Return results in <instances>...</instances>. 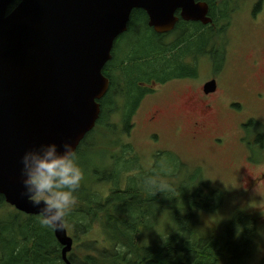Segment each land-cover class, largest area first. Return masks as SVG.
<instances>
[{"label":"trees","instance_id":"1","mask_svg":"<svg viewBox=\"0 0 264 264\" xmlns=\"http://www.w3.org/2000/svg\"><path fill=\"white\" fill-rule=\"evenodd\" d=\"M203 1L208 3L209 15L213 23H217V27L220 23L218 21L229 18L227 4L231 0ZM11 8L12 5L8 9ZM136 20L140 27L145 25L147 27V16L142 10L132 11L128 24L130 29L135 27ZM195 25L198 28H192L196 33L198 29L206 27L199 22ZM148 30L153 32L149 27ZM206 33L210 34V44L220 37L211 27H207ZM123 37L117 39L114 49L122 44ZM145 41H150L151 44L143 47V57L139 62L145 66L158 64L161 60L155 56L158 49L154 38ZM134 50H137L136 46ZM120 67L129 70L132 66L127 65L125 57L121 60ZM161 69L163 78L170 77L167 65H162ZM104 74L109 75L107 65ZM112 85L120 88L125 100L123 105L118 102L114 107L116 109L131 107V110H128L129 116L122 113L121 116L117 115L118 110L109 114L106 99L101 118L89 132L92 133L91 135L95 133V140L96 138L103 140L104 146H98L96 141H92L93 139L87 140L88 133L76 151L78 156L84 155L89 158V162L84 164L82 170V172L86 171V175L92 173L90 162L91 157H95L93 149L96 153L97 150H102L101 159L105 155H108L106 158L114 156L113 169L104 173L103 171L99 173V168L103 170L104 166L98 165L94 169L96 177L97 173L109 175L114 184H110V181L106 183L107 194L94 195L82 184L75 193L76 202L65 218V224L72 225L73 234L79 242L75 249L78 257L71 259V263L248 264V257L257 236V227L264 217L261 215L263 211L258 208L238 211L222 230L223 232L215 229L214 224L208 222L205 217L221 206L222 194L216 189L205 187L201 180L202 174L199 177L196 171L201 170L200 168L188 170L187 167H181L179 163L174 162L175 156L172 162L166 164L161 158L170 153L167 150L158 152L144 163H138L135 156H128L131 152L130 144L122 142V139L128 135L124 133L131 128L134 115V107L130 105L133 100L130 97L134 85L131 84L129 76L125 77L121 84H118L113 77ZM112 119L115 121L113 122ZM116 123L119 130H115ZM251 124V131L254 130L255 134L251 140H248L247 147L251 153L249 158L254 159L257 155L256 146L259 147L258 152L264 150V126L256 121H251ZM251 145H255L252 148L253 152L249 149ZM260 156V158L264 157L261 154ZM138 164H144V167L142 166L144 169ZM125 175L126 178L123 177ZM148 176H158L166 181L169 185L168 190L153 195L143 186V179ZM123 180L126 181L124 189L120 187ZM4 205V198L0 195V206ZM256 211L260 213V218L256 215ZM164 213H167L171 220V232L161 237L159 242L142 243L140 232L144 233L143 229L147 228V217L152 216L156 219ZM197 222L206 229L204 234L197 233L195 228ZM40 224L37 216L24 214L15 209L10 212L4 221L0 222V264H58V261L62 264L60 257L56 256L58 244L50 228L46 226L42 228ZM238 228L239 234H237ZM88 230L92 234L85 238L84 235ZM102 231L109 240L107 243L94 240L103 238ZM253 264H264V256Z\"/></svg>","mask_w":264,"mask_h":264},{"label":"water","instance_id":"2","mask_svg":"<svg viewBox=\"0 0 264 264\" xmlns=\"http://www.w3.org/2000/svg\"><path fill=\"white\" fill-rule=\"evenodd\" d=\"M134 9L159 33L174 27L177 10L186 21H212L203 0H0V195L16 209H40L22 195L24 151L64 141L76 149L98 121L109 86L103 68ZM203 89L214 91L215 80ZM54 234L71 264L64 225Z\"/></svg>","mask_w":264,"mask_h":264},{"label":"rangeland","instance_id":"3","mask_svg":"<svg viewBox=\"0 0 264 264\" xmlns=\"http://www.w3.org/2000/svg\"><path fill=\"white\" fill-rule=\"evenodd\" d=\"M260 1L231 0L227 4V12H230L229 18L226 20L230 22L227 32V39H229L230 44L227 43V45L230 53H233L231 46L238 48V72L236 67L227 64L222 72V75L227 78V94L217 92L215 95L223 99V103H226V100L231 98V94L236 91L235 87L229 82L241 81L237 89L240 96L235 95L238 97V102L233 101L229 108V110L232 108L234 112L228 110V112L218 117L216 115L218 114V108L213 107L216 111L214 117L204 116L202 119L206 126L198 129L195 136L203 131L202 134L197 139L191 138L193 122L201 116V113H198V108L201 107L203 102L199 98L200 86L206 80H209L213 70V67L206 60L201 59L208 66L199 70L198 77L191 81L185 89L174 91L166 96L161 104L162 111L160 114L154 113L152 115L157 104L148 99L141 110L132 118L129 135L122 139V142L130 144L131 152L128 156H135L138 163H144L152 159L158 153H156L157 150H167L170 153L161 158V161L166 164L172 162L175 156L174 162L179 163L181 167H187L188 170L196 167L200 168L201 170L196 171L199 173V177L202 174L203 179L201 177V180L205 187L216 189L222 194L221 206L217 211L205 217L220 232H223L222 230L226 228L233 215L238 211L258 208L263 211L261 215H264V157L260 158V154L264 156V150L258 152L259 147L256 146L255 153L257 155L253 162L252 158L249 160L250 153L247 147L248 140H251L255 134L254 130L251 131V120L264 126V101H260L262 93L259 94L258 92L260 90L264 93V4L260 11L262 14L257 15L259 18H253L256 13H259ZM253 9H256V13ZM182 21L185 22L184 19ZM191 27L198 28L195 24ZM130 34H136L141 39L132 41ZM124 35L125 43L135 42L137 51L142 52L143 47L151 44L150 41L145 40L150 39L153 32L149 31L146 25L140 27L136 20L135 27H131L130 31L124 33ZM221 39L223 43L226 42L223 35H221ZM219 42L220 37L215 39L211 45L216 44L215 49H218L217 44ZM127 50L128 46L126 45L123 48V53ZM129 51L130 49L126 53V62ZM257 52H262V54L260 56L253 55ZM253 59L258 61L256 67L253 64ZM221 88H224L223 82ZM120 93L123 92L120 90ZM155 95L156 93L149 97ZM189 98H192V102L189 101ZM119 103L123 105L125 100L120 99ZM242 124L244 125L242 126ZM97 129L99 130V128ZM119 129L116 123L115 130ZM91 134H88L87 140L93 139L92 141H96L98 146H104L103 140L99 138L95 140V133ZM154 135L157 137H154ZM254 146L251 145L249 149L252 150ZM93 151L95 157H91L92 161L90 162L92 173L86 175V171H84L81 184L87 186L94 195L107 194L108 184L106 183H109L108 181L111 182L110 184L114 183L109 175L103 173L112 169L114 161L109 157L106 158L108 155L102 156L104 158L101 159L102 150L100 149L97 150V153L94 149ZM78 157L80 167L83 170V166L89 162V158L84 155ZM98 165L104 167L103 170L99 168V173L101 171L103 173H97L96 177L94 169ZM138 165L144 169V164ZM123 177L126 178L127 175ZM125 184L126 181L123 180L120 187L124 189ZM13 210L14 208L9 205L0 206V220L4 219ZM256 213L260 218V213L257 211ZM146 223L147 228L143 229L145 232H140L141 242L145 244L159 242L161 237L172 230L171 220L167 213L161 214L156 219L148 216ZM40 225L43 228V225ZM201 225L197 222L195 228L197 233L204 234L206 229L202 228ZM68 227L73 234L72 225H68ZM261 233H264V217L257 227V236L248 257V264L258 262L264 256V235H261ZM90 234L92 232L88 230L84 237L86 238ZM102 235V239L94 240L107 243L109 240L103 231Z\"/></svg>","mask_w":264,"mask_h":264},{"label":"flooded vegetation","instance_id":"4","mask_svg":"<svg viewBox=\"0 0 264 264\" xmlns=\"http://www.w3.org/2000/svg\"><path fill=\"white\" fill-rule=\"evenodd\" d=\"M259 4V13H256V9H253V11L256 13V15L253 16L254 19L259 18L257 17L258 14H262V12L260 11L264 4V0H261ZM175 14L176 16H178V20L175 22V25L171 30L159 33L155 32L151 28V30L153 31V37L151 38H154L158 49L155 52V56L161 60L158 64L145 66L144 64L139 62V60L143 57V52L134 50L135 45L137 44L135 42L125 43V37H123L124 33L130 31L129 26L126 29V32L118 36V38L120 39L123 37V42L120 46L117 47V49H114L118 38L116 39L111 50V58L106 64L109 75L105 76L109 79V88L107 93L99 100L101 108L99 119L101 118L102 111L106 106V99L108 101L107 107L109 114L110 112L118 110L117 115L122 113V115L129 116L128 110L130 111L131 107H129V109L123 107H119V109H116L114 107V105L118 104L119 102L117 100L123 99V93H120V88L118 86L113 87V77L118 84H121L123 79L129 76L131 84L134 85L130 97L133 98L130 103V105L134 107L133 117L141 110L142 106L147 102L148 99H151V102L157 104L152 115L154 113L160 114L162 111L161 104L163 103L166 96L170 95L174 91L185 89L187 85H190L191 81L198 77L197 75L199 70H201L203 67L208 66L206 63L202 62L201 59L206 60L213 67L212 74L209 76V80H215L216 89L212 92L205 93L203 89L204 83L200 86L199 98L203 102L201 107L198 108V113H201V116L198 120H195L193 122V134L191 135V138L197 139L202 134L203 131L195 136L198 129L206 126L202 118L204 116H212V118L214 117L216 111L215 109H213V107L218 108V114L216 115L219 117L221 116V114H225L226 112H228L230 104H232L233 101L238 102L240 92L238 93L237 89L241 81L229 82V84L235 87L236 91L231 94V98L226 100V103H223V99L215 95L217 92L226 95L228 91L227 78L222 75L224 67L227 64L234 66L236 67V71L238 72V48L231 46V50L233 51V53H230L229 46L227 45V43L230 44L229 39H227V32L230 26V22H220L218 25L219 27H216L217 23L214 24L212 20V22L208 23L210 25H204L206 27L198 29L196 33V30H194L191 25L196 24L197 22L186 20L185 22H183V19L180 18L179 11H176ZM227 19L228 18H226L225 20ZM207 27H211L215 32L218 33L217 35L220 36V42L217 44L218 49H215L216 44H210V34L206 33ZM221 35H223V37L226 39L225 43L222 42ZM130 36L132 41L141 39L136 34H130ZM126 45L128 46V50L130 49L129 53L127 54V64H130L132 67H130L129 70H123L120 67V62L123 58L126 57V53L128 51L127 50L125 53H123V48ZM262 52H257V54L253 55L260 56ZM257 63V59H253V64H255V67ZM162 65H167L169 67L168 74L170 75V77H162ZM147 70L149 71L147 72ZM222 82L224 83V88H221ZM258 92L259 94L262 93V98L260 99V101H264V93L260 90H258ZM154 93H156L154 97H149ZM237 94L238 97L235 96ZM105 97L107 98L105 99ZM189 101L192 102V98H189ZM229 111L234 112L232 108ZM112 116H114V113H112ZM112 121L114 122L115 119H112ZM129 131L124 134L129 135ZM154 137L157 136L154 135ZM160 151L161 150H157L156 153ZM110 159H113L112 161H114V156H111ZM66 229L67 233L70 235V228L66 226ZM71 235L76 239V237L72 233ZM75 249L76 248H73L69 253V257L71 259L78 257L77 251Z\"/></svg>","mask_w":264,"mask_h":264},{"label":"clouds","instance_id":"5","mask_svg":"<svg viewBox=\"0 0 264 264\" xmlns=\"http://www.w3.org/2000/svg\"><path fill=\"white\" fill-rule=\"evenodd\" d=\"M19 3L20 0H14L15 7ZM20 165L22 195L40 206V223L53 229L63 227L83 179L78 153L73 145L64 141L59 145L50 142L29 148L20 157ZM143 186L153 195L169 188L167 182L158 176L145 177ZM239 231L238 228L237 234Z\"/></svg>","mask_w":264,"mask_h":264}]
</instances>
